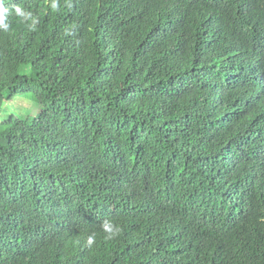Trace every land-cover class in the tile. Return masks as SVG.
Segmentation results:
<instances>
[{
	"label": "trees",
	"instance_id": "1",
	"mask_svg": "<svg viewBox=\"0 0 264 264\" xmlns=\"http://www.w3.org/2000/svg\"><path fill=\"white\" fill-rule=\"evenodd\" d=\"M4 6L0 264H264V0Z\"/></svg>",
	"mask_w": 264,
	"mask_h": 264
},
{
	"label": "rangeland",
	"instance_id": "2",
	"mask_svg": "<svg viewBox=\"0 0 264 264\" xmlns=\"http://www.w3.org/2000/svg\"><path fill=\"white\" fill-rule=\"evenodd\" d=\"M39 109L40 107L32 97L17 96L13 100L6 101L5 105L0 107V121L11 114L21 117L34 116Z\"/></svg>",
	"mask_w": 264,
	"mask_h": 264
},
{
	"label": "clouds",
	"instance_id": "3",
	"mask_svg": "<svg viewBox=\"0 0 264 264\" xmlns=\"http://www.w3.org/2000/svg\"><path fill=\"white\" fill-rule=\"evenodd\" d=\"M8 9L4 6V0H0V23H3L6 20V16L8 14ZM15 13L18 17H21L25 20L31 18V13L25 12L20 6L15 7ZM4 29L7 30L9 25L7 23H3ZM35 26V20H33V23L31 27L34 28ZM105 231L109 233V235L106 237V239H112L113 236L119 231L118 229L114 230L110 224H105ZM94 242V237L90 236L88 238V244L91 246Z\"/></svg>",
	"mask_w": 264,
	"mask_h": 264
}]
</instances>
